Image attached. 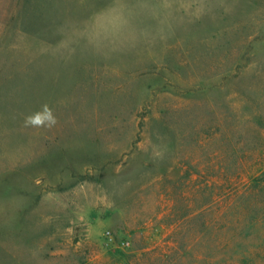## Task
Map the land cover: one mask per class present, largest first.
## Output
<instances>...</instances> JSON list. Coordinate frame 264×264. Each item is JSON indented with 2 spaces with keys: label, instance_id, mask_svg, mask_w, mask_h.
I'll use <instances>...</instances> for the list:
<instances>
[{
  "label": "rangeland",
  "instance_id": "1",
  "mask_svg": "<svg viewBox=\"0 0 264 264\" xmlns=\"http://www.w3.org/2000/svg\"><path fill=\"white\" fill-rule=\"evenodd\" d=\"M0 264H264V0H0Z\"/></svg>",
  "mask_w": 264,
  "mask_h": 264
},
{
  "label": "clouds",
  "instance_id": "2",
  "mask_svg": "<svg viewBox=\"0 0 264 264\" xmlns=\"http://www.w3.org/2000/svg\"><path fill=\"white\" fill-rule=\"evenodd\" d=\"M26 126L35 128L40 127H53L57 123V119L54 116L52 110L48 105H43L42 110L37 111L25 118L24 121Z\"/></svg>",
  "mask_w": 264,
  "mask_h": 264
}]
</instances>
